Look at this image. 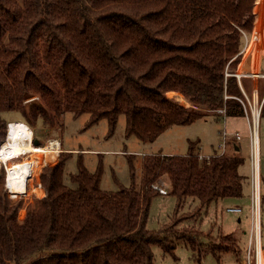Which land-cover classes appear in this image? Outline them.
I'll list each match as a JSON object with an SVG mask.
<instances>
[{
	"label": "trees",
	"instance_id": "obj_1",
	"mask_svg": "<svg viewBox=\"0 0 264 264\" xmlns=\"http://www.w3.org/2000/svg\"><path fill=\"white\" fill-rule=\"evenodd\" d=\"M263 26L264 0H0V148L8 136L5 113H19L30 130L39 123L60 128L66 112L88 113L86 127L108 120V137L124 115L126 136L143 142L221 109L228 118L245 117L253 79L236 75L246 43L264 37ZM174 93L184 105L169 99ZM32 95L40 102L27 104ZM64 150L41 171L45 197L27 207L23 221L22 202L13 205L0 190V264H153V245L200 235L194 227L167 235L148 230L151 198L159 195L151 185L163 176L177 210L194 205L186 219L243 197L244 160L235 149L209 160L192 149L146 156L140 189L133 172L132 186L118 192L101 189L103 165L91 173L83 152L68 185L65 167L74 153ZM219 241L215 254L237 243L233 236Z\"/></svg>",
	"mask_w": 264,
	"mask_h": 264
},
{
	"label": "rangeland",
	"instance_id": "obj_2",
	"mask_svg": "<svg viewBox=\"0 0 264 264\" xmlns=\"http://www.w3.org/2000/svg\"><path fill=\"white\" fill-rule=\"evenodd\" d=\"M264 38L253 36L245 46L246 56L253 51L254 58L258 60ZM255 45V48H254ZM254 48V49H253ZM263 52V51H262ZM264 54V53H262ZM252 64V63H251ZM247 67V68H246ZM246 71L249 67L245 64ZM261 72H264V60L261 62ZM256 84L259 91V101L264 98V79L252 83ZM251 90V91H252ZM178 95V94H177ZM180 95H169V99L184 105V100H179ZM183 97V96H182ZM252 100L253 95H248ZM168 98V97H167ZM184 98V97H183ZM39 103V97L32 95L26 100L27 104ZM247 103V102H246ZM192 105L189 109L192 110ZM217 111L208 113L203 118L187 126H174L162 133L154 142H143L135 136L127 137L125 134L126 119L121 115L114 134L108 137L109 125L107 119H102L95 126L86 127L89 114L85 113L74 118L71 112L63 116V126L60 128L47 129L41 123L31 130L32 141L38 142V147H47L50 141H59L62 151L68 149L73 156L68 160L65 167V182L70 184V174L77 173L78 153L83 152L82 159L87 169L94 173L100 162L103 165L101 189L105 192H118L121 187H131L134 172V186L136 190L141 187L142 163L144 158L161 154L164 156H185L192 149L197 154L215 155L222 149V131L224 126L229 131L238 132L241 136L239 141L240 152L238 156L244 160L239 172L243 177V197L240 199H224L214 202L208 211L196 217L186 219V216L194 215V205L190 202L181 204L177 210L178 201L172 196L156 195L151 198V207L147 221V228L153 233L167 235L172 231H181L185 227L195 228L200 235L190 240L172 238L164 246L153 245V264H255L252 238L254 235V211L252 209V115L247 104L245 117H225ZM4 116L11 122H22L19 113H5ZM9 126V125H8ZM259 177L261 189L260 207V235L261 245L264 248V118L259 121ZM233 153L232 149L229 150ZM237 154V153H236ZM57 156L54 166L58 163ZM132 155L134 171H132L129 158ZM134 156V157H133ZM28 158L23 155L19 160ZM29 158L26 168L29 172L26 176V186L22 195H9L4 183V175L7 173V164L2 165L0 174V190L5 192L13 205L22 202L19 210V220L23 221L26 209L29 205L35 206L45 197L41 186V171L47 167L43 158ZM145 158V159H146ZM166 181L168 176H163L158 181ZM157 181V182H158ZM170 191V185H169ZM16 201V202H15ZM228 208H240V213H230ZM196 215V214H195ZM167 233V234H166ZM233 236L236 246L222 254H215L213 247L219 244L220 236ZM193 243L195 248L192 249ZM172 245L174 249L172 250ZM252 249L249 258L248 251ZM264 252V250H263Z\"/></svg>",
	"mask_w": 264,
	"mask_h": 264
},
{
	"label": "built area",
	"instance_id": "obj_3",
	"mask_svg": "<svg viewBox=\"0 0 264 264\" xmlns=\"http://www.w3.org/2000/svg\"><path fill=\"white\" fill-rule=\"evenodd\" d=\"M237 78L240 79L241 76L251 77L254 82H257L260 79L264 78V74L262 72L256 71L248 75H242L241 73H237ZM241 86V83H240ZM245 94V93H244ZM253 98L250 100V98L245 94V98L247 101V104L250 108V114L252 115V147H253V158H252V169H253V179H252V209L254 211V235L252 238L253 243V251H254V260L255 264H262V246L260 243V207H261V189H260V177H259V138H258V144L256 142V133L258 134V127H259V121H260V115H261V109L264 103V98L260 102L259 101V91L258 86L254 84L253 90H252ZM246 109V108H245ZM223 116H225V109H221L219 111ZM247 112V111H246ZM248 113H246L247 115ZM226 117V116H225ZM10 125L8 128L10 129ZM259 137V134H258ZM241 140V136L238 132L234 133L228 130L226 126H224V129L222 131V141L220 143V147L222 151L219 154H215L212 156L204 155V154H198V158L200 160H209L213 157H220L223 155H226L229 153V150H234L237 146V143ZM257 145H258V160H257ZM63 152L62 150L58 153L60 154ZM25 155V154H24ZM23 156V155H22ZM21 157V156H20ZM6 163H0V168L2 165H5ZM151 190L160 196H168L169 191V184L166 181H158L151 185ZM228 212L230 213H240L242 210L240 208H228ZM252 249H249L248 255L249 258L251 256Z\"/></svg>",
	"mask_w": 264,
	"mask_h": 264
},
{
	"label": "bare ground",
	"instance_id": "obj_4",
	"mask_svg": "<svg viewBox=\"0 0 264 264\" xmlns=\"http://www.w3.org/2000/svg\"><path fill=\"white\" fill-rule=\"evenodd\" d=\"M179 100H182L181 97ZM32 138V132L27 125L22 122H12L9 136L0 148V163L7 164L6 188L12 195H22L24 192L26 176L29 173L26 168V161L29 158H33L34 155L37 159L43 158L47 165H52L55 164L58 153L61 151L59 141H50L47 147H38L31 143ZM258 138L256 133L257 144ZM256 150L258 160V145ZM24 154L28 158L19 160L20 156Z\"/></svg>",
	"mask_w": 264,
	"mask_h": 264
},
{
	"label": "crops",
	"instance_id": "obj_5",
	"mask_svg": "<svg viewBox=\"0 0 264 264\" xmlns=\"http://www.w3.org/2000/svg\"><path fill=\"white\" fill-rule=\"evenodd\" d=\"M254 36V35H253ZM263 36H264V26H263ZM260 37V36H259ZM264 38V37H263ZM254 48H255V45H254ZM253 48V49H254ZM257 48V47H256ZM255 48V49H256ZM262 49L260 50V53H259V57H258V60H256V53H255V58H254V54H253V51L251 52V54H252V64L250 63V67H249V69L252 71V72H256V71H259V72H261V62H262V60H263V58H264V54H262V53H264V41H263V45H262V47H261ZM263 51V52H262ZM248 56V55H247ZM247 56L244 58V60H243V62H242V64H241V66H240V69H239V73L242 71V69H244L245 68V63H246V60H247ZM247 68V67H246ZM174 94H178V93H174ZM178 95H180V94H178ZM231 132H234V131H231ZM234 133H236V132H234ZM239 152H240V146H239V142L237 143V146L235 147V151H234V153L236 154L237 153V155L239 154ZM164 156V155H163ZM259 221H260V219H259ZM261 239V235H260V238H259V240ZM261 243V242H260ZM262 246V245H261ZM263 250H264V248H262V264H264V252H263Z\"/></svg>",
	"mask_w": 264,
	"mask_h": 264
},
{
	"label": "water",
	"instance_id": "obj_6",
	"mask_svg": "<svg viewBox=\"0 0 264 264\" xmlns=\"http://www.w3.org/2000/svg\"><path fill=\"white\" fill-rule=\"evenodd\" d=\"M8 136H9V128H8ZM8 136H7V138H8ZM37 144V143H36Z\"/></svg>",
	"mask_w": 264,
	"mask_h": 264
}]
</instances>
